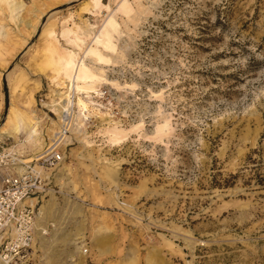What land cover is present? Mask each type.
<instances>
[{
    "label": "rangeland",
    "instance_id": "374dc122",
    "mask_svg": "<svg viewBox=\"0 0 264 264\" xmlns=\"http://www.w3.org/2000/svg\"><path fill=\"white\" fill-rule=\"evenodd\" d=\"M9 2L0 127L15 107L41 137L0 147L52 141L63 80L77 118L34 200L41 264H264V0Z\"/></svg>",
    "mask_w": 264,
    "mask_h": 264
},
{
    "label": "built area",
    "instance_id": "2783aa9c",
    "mask_svg": "<svg viewBox=\"0 0 264 264\" xmlns=\"http://www.w3.org/2000/svg\"><path fill=\"white\" fill-rule=\"evenodd\" d=\"M74 111L72 107L71 111L57 115L58 128L52 141L45 143L29 162H23L15 149L0 147V264H41L35 249L34 200L48 190L49 171L60 167L66 159V139L76 125ZM88 252L84 248V253Z\"/></svg>",
    "mask_w": 264,
    "mask_h": 264
},
{
    "label": "bare ground",
    "instance_id": "6f19581e",
    "mask_svg": "<svg viewBox=\"0 0 264 264\" xmlns=\"http://www.w3.org/2000/svg\"><path fill=\"white\" fill-rule=\"evenodd\" d=\"M9 5H11L9 2V0H5ZM12 8L14 10H16L17 8H19L21 5L20 3H14L11 5ZM85 65V63H84ZM83 65V66H84ZM85 69L84 70V73L86 74L87 72H90L92 73V69L89 68L87 66V64L84 66ZM78 70V69H77ZM76 70V71H77ZM82 70V69H81ZM79 74V73H78ZM77 74V75H78ZM89 74V73H88ZM94 75V72L92 74V77ZM76 77V76H75ZM91 75H86V76H83V77H78L77 76V79H79V82L80 84H85V85H88L89 82H91L92 80H90L89 78H92ZM62 84L64 85H67L66 87V91H63V92H54V98H59L60 100L55 102V103H52L51 104H54V105H58L59 108L56 109L58 110V113H64V111H68L69 108H70V104H72L73 102L70 100V94H69V87L70 85L67 83L66 80H63L62 81ZM85 85H81V86H78V89L81 90V91H84L85 90ZM33 97H30V101H33ZM54 102V101H53ZM77 104L81 107V110H85L87 109V102L84 101L83 99H79ZM52 106V105H51ZM61 106V107H60ZM53 108V107H52ZM81 114V112H80ZM63 116V114H62ZM80 116V115H79ZM85 117V116H84ZM7 121L3 124V126L0 127V137H3V136H8V137H16L21 129H23L24 127L26 128H29V130L31 129V132L30 133H33L34 134V137L35 138H40L41 137V133H37L36 130V125H37V120H35V117H26V115L24 114L23 111L21 110H18L16 109L15 107L13 108H10V111L8 112V115H7ZM87 118V117H85ZM77 120V118L75 119ZM79 124V126H82V124H80L79 122H77ZM39 125V124H38ZM77 126V125H76ZM74 129H77V128H74ZM79 132V131H78ZM76 133V132H75ZM66 145L70 144L69 142V139H66ZM1 141V139H0ZM17 146V145H16ZM20 147V149H22V146L18 145ZM13 149V148H11ZM15 149V148H14ZM18 149V150H20ZM22 153V152H21ZM21 156H23V154H21ZM33 160V159H32ZM31 160H26L24 162H29ZM47 207L46 206H42L41 208V211H40V215H41V218L46 216L47 217V214H48V211H47ZM36 226H37V223H36ZM44 227L42 228H39L37 227V231L42 235L43 232H44ZM39 235V234H38Z\"/></svg>",
    "mask_w": 264,
    "mask_h": 264
},
{
    "label": "crops",
    "instance_id": "0c3cea01",
    "mask_svg": "<svg viewBox=\"0 0 264 264\" xmlns=\"http://www.w3.org/2000/svg\"><path fill=\"white\" fill-rule=\"evenodd\" d=\"M0 102H2L1 100H0ZM1 108V107H0Z\"/></svg>",
    "mask_w": 264,
    "mask_h": 264
}]
</instances>
